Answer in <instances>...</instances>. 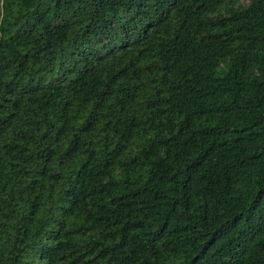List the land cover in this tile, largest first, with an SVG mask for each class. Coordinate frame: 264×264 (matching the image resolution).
<instances>
[{
	"label": "trees",
	"instance_id": "obj_1",
	"mask_svg": "<svg viewBox=\"0 0 264 264\" xmlns=\"http://www.w3.org/2000/svg\"><path fill=\"white\" fill-rule=\"evenodd\" d=\"M0 264H264V0H0Z\"/></svg>",
	"mask_w": 264,
	"mask_h": 264
}]
</instances>
